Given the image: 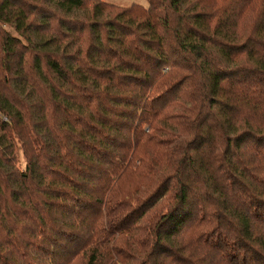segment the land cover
Listing matches in <instances>:
<instances>
[{"label": "trees", "instance_id": "obj_1", "mask_svg": "<svg viewBox=\"0 0 264 264\" xmlns=\"http://www.w3.org/2000/svg\"><path fill=\"white\" fill-rule=\"evenodd\" d=\"M147 2L0 0V264L259 253L264 0Z\"/></svg>", "mask_w": 264, "mask_h": 264}, {"label": "rangeland", "instance_id": "obj_2", "mask_svg": "<svg viewBox=\"0 0 264 264\" xmlns=\"http://www.w3.org/2000/svg\"><path fill=\"white\" fill-rule=\"evenodd\" d=\"M106 2H111L119 6H128L132 3L142 4L144 6L148 5L147 0H104ZM24 158L20 159V166H24ZM239 230V229H238ZM240 231V230H239ZM255 237L259 239V242H253L249 244V248L251 246L255 248L254 252L259 253H247L245 252V259L241 256L232 257L229 259L227 255L222 252L221 250L224 247L223 245L216 247L214 250L211 251V254L208 255L210 258H206V262L204 264H264V230L261 227L255 231ZM229 239H232L231 236H228ZM220 242V241H219ZM223 257H221V256ZM206 256V257H208Z\"/></svg>", "mask_w": 264, "mask_h": 264}]
</instances>
